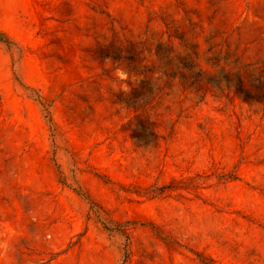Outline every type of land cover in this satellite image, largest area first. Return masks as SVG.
I'll use <instances>...</instances> for the list:
<instances>
[{"label":"rangeland","instance_id":"obj_1","mask_svg":"<svg viewBox=\"0 0 264 264\" xmlns=\"http://www.w3.org/2000/svg\"><path fill=\"white\" fill-rule=\"evenodd\" d=\"M204 263L264 264V0H0V264Z\"/></svg>","mask_w":264,"mask_h":264},{"label":"clouds","instance_id":"obj_2","mask_svg":"<svg viewBox=\"0 0 264 264\" xmlns=\"http://www.w3.org/2000/svg\"><path fill=\"white\" fill-rule=\"evenodd\" d=\"M116 75L121 79L126 78V73L122 69H116ZM122 90L128 91L129 89L127 87H123Z\"/></svg>","mask_w":264,"mask_h":264},{"label":"trees","instance_id":"obj_3","mask_svg":"<svg viewBox=\"0 0 264 264\" xmlns=\"http://www.w3.org/2000/svg\"><path fill=\"white\" fill-rule=\"evenodd\" d=\"M240 80V79H239ZM205 264V263H204Z\"/></svg>","mask_w":264,"mask_h":264}]
</instances>
